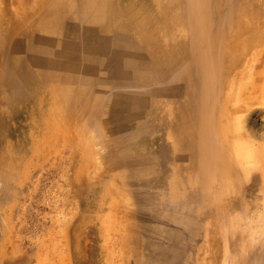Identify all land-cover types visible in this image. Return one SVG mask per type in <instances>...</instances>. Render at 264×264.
Segmentation results:
<instances>
[{
	"label": "rangeland",
	"instance_id": "obj_1",
	"mask_svg": "<svg viewBox=\"0 0 264 264\" xmlns=\"http://www.w3.org/2000/svg\"><path fill=\"white\" fill-rule=\"evenodd\" d=\"M13 113L0 264H264V0H0Z\"/></svg>",
	"mask_w": 264,
	"mask_h": 264
},
{
	"label": "bare ground",
	"instance_id": "obj_2",
	"mask_svg": "<svg viewBox=\"0 0 264 264\" xmlns=\"http://www.w3.org/2000/svg\"><path fill=\"white\" fill-rule=\"evenodd\" d=\"M19 119V114L17 113H13V114H3L0 116V125L2 128V131L6 134V135H10V136H14L15 135V131L16 129L10 124L11 121H17ZM49 128V124L45 123V124H41V125H37V124H32L31 126L28 127V133L25 135H21L20 139L17 140L14 143V147L17 148V150L20 153H26L29 155H33L35 154V152L33 151L30 142L31 137L35 136L37 138H39L40 140L43 141V139L46 138L47 135V129ZM29 136V137H28ZM51 140L53 142H56V134L53 133L51 135ZM159 181L162 182L163 188L160 189H148V188H144L146 192H148L149 194H159L162 193L166 190V186H165V182L163 181V179L161 178H152V177H144L141 180V184L144 187V183L146 181Z\"/></svg>",
	"mask_w": 264,
	"mask_h": 264
},
{
	"label": "water",
	"instance_id": "obj_3",
	"mask_svg": "<svg viewBox=\"0 0 264 264\" xmlns=\"http://www.w3.org/2000/svg\"><path fill=\"white\" fill-rule=\"evenodd\" d=\"M145 187L146 188H150V189H162L163 188V183L162 182H159V181H146L145 182Z\"/></svg>",
	"mask_w": 264,
	"mask_h": 264
}]
</instances>
